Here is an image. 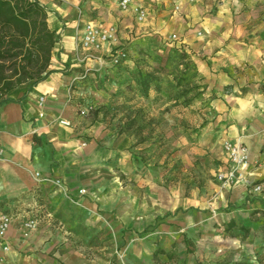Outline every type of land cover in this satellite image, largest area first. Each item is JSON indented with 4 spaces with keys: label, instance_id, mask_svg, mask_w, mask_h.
<instances>
[{
    "label": "crops",
    "instance_id": "crops-1",
    "mask_svg": "<svg viewBox=\"0 0 264 264\" xmlns=\"http://www.w3.org/2000/svg\"><path fill=\"white\" fill-rule=\"evenodd\" d=\"M33 1L45 11L55 43L48 77L34 86L27 83L13 89L7 94L11 102L0 106V214L8 215L11 221L4 241H0V264H94L75 254L58 233L51 232L57 220L55 215L66 203L64 194L37 181L35 173L41 178L61 180L66 193L81 205L96 204L102 210L110 209L121 221L146 210L142 205L147 203L145 198L137 200L118 187L110 191L102 177L93 179L91 165L97 164L111 141L103 126L86 128L80 123L75 106L67 102L73 81L109 71L113 67L109 63L111 53L122 41H131L140 34L175 36L176 42L171 46L190 55L208 97L206 124L199 129V149L192 152L199 157L195 174L199 195L196 190L188 198L173 201L172 190H159L155 198L160 201L158 207L165 210L163 218L177 220L185 216L187 222L190 215L199 214L200 220L209 219L214 213L212 224L229 221L257 231L252 217L264 216V166L260 165L264 153V0H195L191 4L187 0H132V7L145 12L141 22L131 8L120 10L119 0ZM175 6L178 11H174ZM88 24L114 27V41L100 50L77 51ZM84 55L93 58L82 59ZM40 97L45 99L42 118H38ZM56 119L67 120L72 127L60 126L54 122ZM81 134L92 136L83 150L77 149L81 141L77 136ZM224 142L247 149L250 164L246 172L261 182V194L251 196L241 184L222 188L216 181L217 173L231 169L222 150ZM128 143L121 136L115 148L125 153ZM185 153L181 152V160L188 166ZM122 156L119 166L130 173L126 156ZM80 189L85 190L83 196L77 194ZM153 206L156 210V204ZM29 215L41 216L37 228L44 239L21 238V225ZM211 231L209 225L205 229L199 223V232ZM263 243L264 233L258 241L230 240L228 246L214 248L229 247L234 250V259H241L249 258L253 249L262 253ZM4 245L8 247L6 253L2 251ZM208 246L199 240V258L209 260ZM38 249L40 254H35ZM172 253L179 254L184 262L192 260L182 255L181 245L173 241L168 256Z\"/></svg>",
    "mask_w": 264,
    "mask_h": 264
},
{
    "label": "rangeland",
    "instance_id": "rangeland-1",
    "mask_svg": "<svg viewBox=\"0 0 264 264\" xmlns=\"http://www.w3.org/2000/svg\"><path fill=\"white\" fill-rule=\"evenodd\" d=\"M151 41L157 42L159 47H171L170 38L149 33L135 36L131 41H122L118 49L126 51L125 61L105 73L89 78L79 77L69 86L67 97V102L75 106L79 122L86 128L103 126L107 139L111 141V145L99 156L97 164L91 165L93 179L102 177L103 181H107L110 191L114 192L118 187L126 195H134L137 200L145 198L147 203L142 205L146 210L141 213L136 210L131 219L124 218L121 221L110 209L102 210L96 204H92V207L81 205L66 193L61 180L41 178L35 173L37 181L51 185L64 194L66 203L61 205V210L55 215L57 220L51 232L58 233L64 244L71 245L70 249L75 254L94 264H264V243L261 244L262 253L253 249L249 258L241 259H234V250L229 247L225 250L214 248L228 246L230 240L238 243L248 239L258 241L259 236L264 233L263 215L252 217L257 231L229 221L219 225L212 224L214 213H211L209 219L205 217L200 220L199 214H193L187 222L185 216L177 220L163 218L165 210L158 207L160 201L155 198L159 195V190H172L173 201L188 198L196 190L199 195V180L195 175L199 170V157L192 152L194 148L199 149V129L206 124L208 97L201 80L193 72L183 76L174 74L179 86L170 95L162 91H149L143 97L137 91L129 90L126 85H133V82L127 71L133 69L135 63L154 65L152 55L146 50ZM157 53L160 55L161 50ZM191 62L193 63L192 59ZM171 78L162 76V87ZM185 91L187 94L180 96ZM185 99L190 100L189 105H184ZM54 122L65 128L72 127L67 120L56 119ZM62 122L68 125H63ZM121 136L129 140L125 153L115 148L118 146L116 141ZM77 138L81 139L77 147L79 150L85 149L92 140L91 134H81ZM181 152L185 153L183 155L187 156L186 160L190 165L187 166L181 160ZM122 155L126 156L125 162L132 169L130 173L122 171L121 164L119 166ZM248 180L247 186L242 183L235 185L245 186L251 196L261 194V182L253 180L252 174L248 176ZM55 181H60L62 187H57ZM219 185L226 189L234 186ZM139 205L141 204L138 203ZM147 211L149 213L145 214ZM39 218L29 215L25 221H34L33 229H25V222L22 223L20 235L24 241L44 239L38 233ZM199 223H203L205 229L209 225L212 231L199 232ZM199 240H204L209 245L206 253L209 260L199 258ZM171 241L181 245L182 255L192 260L184 262L177 253L168 256ZM39 251L41 249L36 250L35 254H40Z\"/></svg>",
    "mask_w": 264,
    "mask_h": 264
},
{
    "label": "trees",
    "instance_id": "trees-1",
    "mask_svg": "<svg viewBox=\"0 0 264 264\" xmlns=\"http://www.w3.org/2000/svg\"><path fill=\"white\" fill-rule=\"evenodd\" d=\"M54 43L55 35L47 27L46 13L36 1L0 0V106L11 102L7 94L13 89L27 83L34 86L48 77ZM159 46L151 41L146 49L154 65L135 63L133 69L127 71L133 82L126 85L129 90L143 97L149 91L170 95L179 86L174 74L183 76L193 72L201 80L188 53L174 46ZM158 50H161L160 55ZM162 76L172 77L165 87H162ZM186 94L187 91L180 96ZM189 103L190 100L185 99L184 105Z\"/></svg>",
    "mask_w": 264,
    "mask_h": 264
},
{
    "label": "built area",
    "instance_id": "built-area-1",
    "mask_svg": "<svg viewBox=\"0 0 264 264\" xmlns=\"http://www.w3.org/2000/svg\"><path fill=\"white\" fill-rule=\"evenodd\" d=\"M188 3H194L195 0H187ZM118 7L122 11L132 9L133 13L139 22L145 19V12L137 7H132V0H119ZM174 11H178V7L175 6ZM116 30L114 27H104L102 25H91L88 24L84 27L80 39L77 43V51H88V50H100L104 45L114 41ZM171 44L176 42V37H170ZM174 46V45H172ZM175 47V46H174ZM90 55H84L82 59H91ZM127 58V53L123 49H116L109 56V63L111 66H117ZM38 107L40 112L38 118L43 117V106L45 99L40 97L38 99ZM63 125H68L66 122H62ZM222 150L228 162L231 165V169L226 172H219L216 174V180L224 187H230L236 183H242L248 185V176L250 173L246 172L247 167L250 164L248 151L245 147L240 145H233L229 142H224ZM264 152V151H263ZM2 160V151L0 149V161ZM260 165L264 166V153L263 159ZM54 184L57 187H62L60 181H55ZM258 190V189H257ZM78 196H83L85 191L80 189L77 191ZM10 217L6 214H0V241L3 242L5 235L10 226ZM25 229H33L35 227L34 221H28L23 224ZM2 250L6 252L8 247L4 245Z\"/></svg>",
    "mask_w": 264,
    "mask_h": 264
}]
</instances>
